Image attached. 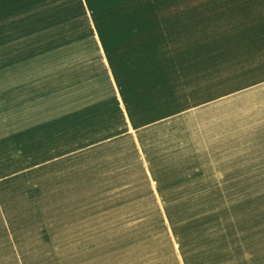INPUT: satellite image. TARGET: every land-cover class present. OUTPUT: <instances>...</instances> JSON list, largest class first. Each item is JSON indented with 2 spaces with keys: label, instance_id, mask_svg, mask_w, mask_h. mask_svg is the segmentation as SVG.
<instances>
[{
  "label": "crops",
  "instance_id": "obj_1",
  "mask_svg": "<svg viewBox=\"0 0 264 264\" xmlns=\"http://www.w3.org/2000/svg\"><path fill=\"white\" fill-rule=\"evenodd\" d=\"M35 7L58 8L57 20L72 24L75 32L86 20L104 55L122 127L88 147L119 140L132 143L137 162L131 166L141 169L143 183L155 186L161 202L185 200V210L163 206L164 216L157 214L171 246L164 264H264V193L249 191L242 198L214 185L188 191L191 183L205 182L207 170L200 164V152L188 143L173 142L172 135L159 145L149 144L146 137L151 128L186 119L216 103L238 98L251 102L255 97L264 102V0H0V35L5 33L0 38L16 37L31 22L30 15L23 18L15 9ZM75 8L79 13L82 9L85 20L76 17ZM72 9L73 17H67ZM43 126L40 122L35 129L15 132L23 144L19 152L32 146L35 138L48 137ZM167 129L171 133L172 127ZM72 153L55 151L36 161L38 157L27 155L25 169L0 174V213L98 210L95 199L112 198L111 191L104 193L98 184L112 183V178L65 180L29 174L30 168L58 167ZM249 156L233 159L238 180L232 181L249 175L243 183H264V158ZM121 176L125 177L122 195L130 198L124 169ZM198 199L208 203L194 211ZM69 200L75 201L73 206Z\"/></svg>",
  "mask_w": 264,
  "mask_h": 264
},
{
  "label": "rangeland",
  "instance_id": "obj_2",
  "mask_svg": "<svg viewBox=\"0 0 264 264\" xmlns=\"http://www.w3.org/2000/svg\"><path fill=\"white\" fill-rule=\"evenodd\" d=\"M15 10L23 18L30 15L31 22L16 37L0 38V174L25 169L24 159L29 155L38 157L36 161L55 151L75 152L65 156L58 167L49 165L42 171L28 166L29 174L65 180L112 178V183L98 184L112 198L95 199L98 210H3L0 264H164L171 246L157 214L164 216L163 206L185 210L187 205L185 200L161 202L155 186L143 183L141 169L131 166L137 162L132 143L119 140L88 147L112 137L122 125L104 55L91 38L85 13L75 8L76 17L85 20L75 32L72 24L57 20L58 8ZM73 13L72 9L66 16L73 17ZM234 101L210 105L186 119L147 131L149 144L159 145L172 135L173 142L188 143L200 152V164L207 170L205 182L191 183L188 191L214 185L242 198L249 191L264 193V183H243L249 175L232 181L238 180L234 158L250 157L249 153L264 158V102L256 97L251 102ZM40 122L48 137L31 140L32 146L24 147L21 155L23 144L16 140L15 132L35 129ZM168 127H172L171 133ZM123 169L131 185L130 198L121 192ZM212 174L215 178L209 177ZM195 201L198 207L194 211L208 203ZM74 202L69 200L70 206ZM76 205L81 207L80 202Z\"/></svg>",
  "mask_w": 264,
  "mask_h": 264
}]
</instances>
